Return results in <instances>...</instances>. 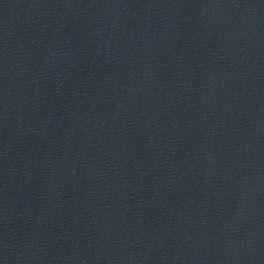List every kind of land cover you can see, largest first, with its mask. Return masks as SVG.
I'll use <instances>...</instances> for the list:
<instances>
[{
	"label": "water",
	"instance_id": "obj_1",
	"mask_svg": "<svg viewBox=\"0 0 264 264\" xmlns=\"http://www.w3.org/2000/svg\"><path fill=\"white\" fill-rule=\"evenodd\" d=\"M264 80V0H219Z\"/></svg>",
	"mask_w": 264,
	"mask_h": 264
}]
</instances>
